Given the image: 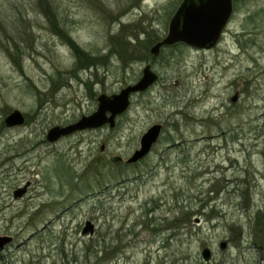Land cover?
<instances>
[{"label": "rangeland", "instance_id": "374dc122", "mask_svg": "<svg viewBox=\"0 0 264 264\" xmlns=\"http://www.w3.org/2000/svg\"><path fill=\"white\" fill-rule=\"evenodd\" d=\"M183 1L0 0V264H264V0H234L211 48L152 54ZM148 64L114 128L47 139Z\"/></svg>", "mask_w": 264, "mask_h": 264}, {"label": "water", "instance_id": "95a60500", "mask_svg": "<svg viewBox=\"0 0 264 264\" xmlns=\"http://www.w3.org/2000/svg\"><path fill=\"white\" fill-rule=\"evenodd\" d=\"M234 0H184L170 21L169 33L158 41L151 52L158 55L164 46H171L176 43H186L192 47L205 49L216 45L224 29L228 25L234 9ZM159 79L158 73L147 65L143 75L134 84H129L119 92L111 95L102 93L98 97V108L89 115H83L79 120L64 125L54 126L47 133V139L51 142L61 137L70 135L77 131L86 129H97L105 125L114 128L117 119L123 115L131 106L132 97L149 89ZM237 100V96L233 98ZM25 116L20 110L11 112L5 122L7 126H17L25 123ZM162 132V125L155 124L145 132L141 138L140 148L126 161L128 164H135L144 159L152 151L158 142ZM24 190L15 192V197L22 196ZM95 226L87 221L82 233L93 235ZM12 242V237L0 236V250ZM227 241L220 244L221 249L227 248ZM205 261L212 258V250L205 248L202 251Z\"/></svg>", "mask_w": 264, "mask_h": 264}, {"label": "trees", "instance_id": "16d2710c", "mask_svg": "<svg viewBox=\"0 0 264 264\" xmlns=\"http://www.w3.org/2000/svg\"><path fill=\"white\" fill-rule=\"evenodd\" d=\"M164 47H166V46H164ZM257 223L259 225L262 224V223H264V217H263V215H262L261 212H258ZM89 255H90V253L88 254V257H89ZM99 255H100V251H97V254L94 256V259H96L97 262L99 261V257H100ZM90 264H91V260H90Z\"/></svg>", "mask_w": 264, "mask_h": 264}, {"label": "bare ground", "instance_id": "6f19581e", "mask_svg": "<svg viewBox=\"0 0 264 264\" xmlns=\"http://www.w3.org/2000/svg\"><path fill=\"white\" fill-rule=\"evenodd\" d=\"M212 138H216V136H211ZM203 175H206V176H203V177H206V178H208V177H211V176H213L214 175V170H209L208 172H206L205 174H203ZM206 180V179H205Z\"/></svg>", "mask_w": 264, "mask_h": 264}]
</instances>
